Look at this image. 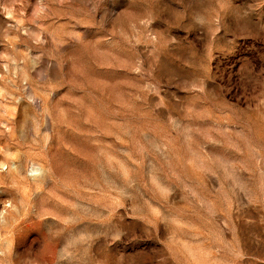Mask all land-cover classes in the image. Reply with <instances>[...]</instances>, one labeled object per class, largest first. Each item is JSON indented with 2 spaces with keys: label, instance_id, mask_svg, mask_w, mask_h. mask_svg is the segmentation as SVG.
Listing matches in <instances>:
<instances>
[{
  "label": "rangeland",
  "instance_id": "obj_1",
  "mask_svg": "<svg viewBox=\"0 0 264 264\" xmlns=\"http://www.w3.org/2000/svg\"><path fill=\"white\" fill-rule=\"evenodd\" d=\"M0 264H264V0H0Z\"/></svg>",
  "mask_w": 264,
  "mask_h": 264
}]
</instances>
